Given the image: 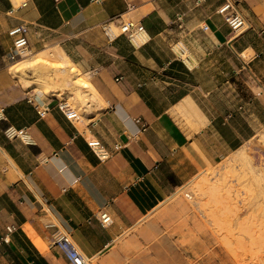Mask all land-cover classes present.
<instances>
[{
    "label": "crops",
    "instance_id": "obj_1",
    "mask_svg": "<svg viewBox=\"0 0 264 264\" xmlns=\"http://www.w3.org/2000/svg\"><path fill=\"white\" fill-rule=\"evenodd\" d=\"M227 4L244 27L226 20ZM125 19L146 40L109 41L103 26ZM20 25L29 52L57 46L90 81L91 122L68 118L31 84V69H13L9 31ZM0 114V264H70L53 244L62 231L90 260L102 256L264 126V0H0ZM101 208L109 227L96 219Z\"/></svg>",
    "mask_w": 264,
    "mask_h": 264
},
{
    "label": "rangeland",
    "instance_id": "obj_2",
    "mask_svg": "<svg viewBox=\"0 0 264 264\" xmlns=\"http://www.w3.org/2000/svg\"><path fill=\"white\" fill-rule=\"evenodd\" d=\"M112 29L120 31L113 24ZM45 48L39 53L25 49L13 61V69H31L35 76L31 84L38 91L49 87L61 103L68 96L78 118L84 120L86 114L91 122V105L76 100L87 88L70 68L63 69L57 46ZM174 49H184L183 56L177 52L184 59L189 55L182 42ZM236 151L179 185L141 222L123 232L106 254L89 264H264V126ZM241 151L252 158L256 173L234 161Z\"/></svg>",
    "mask_w": 264,
    "mask_h": 264
},
{
    "label": "built area",
    "instance_id": "obj_3",
    "mask_svg": "<svg viewBox=\"0 0 264 264\" xmlns=\"http://www.w3.org/2000/svg\"><path fill=\"white\" fill-rule=\"evenodd\" d=\"M128 9H132L134 7L133 4L128 3L127 4ZM232 9L233 12L229 13L226 17V20L229 22V24L232 26L233 29H240L245 26V21L242 17H240L237 13L235 8L231 4H227L223 7L224 10ZM179 19L182 18V15L178 16ZM181 25V24H180ZM120 31L116 33L112 29V22H107L104 26V32L106 33L109 41H112L115 37L124 34L129 39H131L132 35L136 33L137 30H143L141 26H137L133 20L131 19H125L118 23V26H115ZM27 28L24 25H20L18 27L12 28L9 33L14 37L13 41V47L8 52L7 57L9 61H16L19 57L22 56V52L27 49L28 42L26 37ZM183 51V49H181ZM184 52V51H183ZM68 106H64L63 103L60 104V108L65 113V115L69 117V114L67 112ZM2 118V115L0 114V119ZM71 119V118H70ZM8 136L13 135H24L23 130L15 131L12 129H9V131H6ZM88 144L90 145L91 149L97 153L100 159H105L108 157L107 151L103 148V146L100 144V142L97 139L89 140ZM116 148H119V145H116ZM96 219L98 220L99 224L106 228L113 224L114 220L112 215L104 208H101L98 211V214H96ZM53 224H51L52 226ZM15 230V226L10 225L7 226V233L6 235L1 239V241L8 242L9 241V235ZM53 244L56 245L60 251L66 256L68 262L70 264H88L90 261V258L87 257L77 246L75 241L73 240L71 233L67 231H62L57 234L55 240L53 241Z\"/></svg>",
    "mask_w": 264,
    "mask_h": 264
},
{
    "label": "bare ground",
    "instance_id": "obj_4",
    "mask_svg": "<svg viewBox=\"0 0 264 264\" xmlns=\"http://www.w3.org/2000/svg\"><path fill=\"white\" fill-rule=\"evenodd\" d=\"M115 26H116V24H115ZM147 37V34L144 32V30H137L136 31V33H134L133 35H132V37H131V40H133L135 43H141L142 41H144V39ZM146 40V39H145ZM55 48V47H54ZM62 51V50H61ZM180 51V53L181 54H183V51H184V49H183V51L180 49L179 50ZM63 57V62H62V64H63V69H65L66 70V68L65 67H68V68H70L71 69V71H73V73H75L76 75H77V80H78V82L82 85V86H84V87H86L87 88V92L86 93H83V96L81 95V96H77V98H76V100H84V101H87L88 103H90L91 104V106L93 105V107L97 104V102H98V100H99V98H98V96H97V92H96V90L94 89V87L92 86V84L90 83V81L89 80H86L85 78H83V77H80L79 75H81V73H80V71H79V69L77 68V66H75L73 63H72V61L68 58V57H66L65 55H63V54H61ZM59 57V56H58ZM61 58V57H60ZM26 64V63H25ZM28 64V63H27ZM61 64V65H62ZM25 76V75H24ZM75 78V77H74ZM76 79V78H75ZM29 81V80H28ZM27 81V82H28ZM43 92L45 93V94H51L52 92H54V90H51L49 87H44V89H43ZM61 94V93H60ZM80 95V94H79ZM68 96H64L62 99L63 100H66V102H64L63 104H64V106H68L66 109H67V112H68V114H69V117L71 118V119H75V118H77V112L74 110V108L71 106V102L70 101H68V98H67ZM95 115H97V114H95ZM94 138H90L89 140H93ZM238 152V150L236 151V153ZM234 161H240L241 162V164H245L248 168H250V170L253 172L254 170H256L255 169V166H254V164H253V161H252V158L249 156V155H247V153H245V152H239V154L237 155V156H235V158H234ZM250 171V172H251ZM260 171V170H259ZM259 171L257 170V173H259ZM251 172V173H252ZM255 172V171H254ZM264 172V171H263ZM256 173V172H255ZM261 174V173H260ZM253 176V175H252ZM258 176V175H257ZM256 176V177H257ZM261 178H263V177H261ZM256 180V179H255ZM259 181V180H258ZM264 187V186H263ZM264 188H262V191H264L263 190ZM261 191V192H262ZM262 194H264V193H262ZM223 242H225V241H223ZM233 248V247H232ZM235 251V250H234ZM89 264V263H88ZM247 264V263H246Z\"/></svg>",
    "mask_w": 264,
    "mask_h": 264
}]
</instances>
